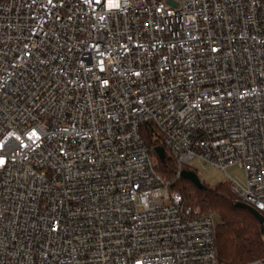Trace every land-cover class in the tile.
<instances>
[{
	"label": "built area",
	"instance_id": "1",
	"mask_svg": "<svg viewBox=\"0 0 264 264\" xmlns=\"http://www.w3.org/2000/svg\"><path fill=\"white\" fill-rule=\"evenodd\" d=\"M102 1L0 0V264H223L141 126L264 215V0Z\"/></svg>",
	"mask_w": 264,
	"mask_h": 264
},
{
	"label": "trees",
	"instance_id": "2",
	"mask_svg": "<svg viewBox=\"0 0 264 264\" xmlns=\"http://www.w3.org/2000/svg\"><path fill=\"white\" fill-rule=\"evenodd\" d=\"M141 126V133L148 149L156 159V168L171 190L183 194L186 204L198 205L206 212H216L218 222L215 232V246L220 263L240 264L264 257V234L262 223L249 209L237 206L236 194L228 182L219 181L214 185L203 181L199 188L189 179L176 176V162L169 156L161 160L156 148L164 146L159 133L157 136L148 127Z\"/></svg>",
	"mask_w": 264,
	"mask_h": 264
},
{
	"label": "rangeland",
	"instance_id": "3",
	"mask_svg": "<svg viewBox=\"0 0 264 264\" xmlns=\"http://www.w3.org/2000/svg\"><path fill=\"white\" fill-rule=\"evenodd\" d=\"M199 169L197 170V173L200 177V179L205 181L206 183H209L211 185H214L215 183L219 181H230L229 175L237 180L240 184L245 185L246 179H245V171L242 167H239L238 165H232L227 168V171L222 170L218 168L217 166L213 164H198ZM229 173V174H228Z\"/></svg>",
	"mask_w": 264,
	"mask_h": 264
},
{
	"label": "water",
	"instance_id": "4",
	"mask_svg": "<svg viewBox=\"0 0 264 264\" xmlns=\"http://www.w3.org/2000/svg\"><path fill=\"white\" fill-rule=\"evenodd\" d=\"M156 151H157V153H158V155H159V157H160L161 160H165L166 159V152H165V149H164L163 146H158L156 148ZM182 176L184 178L189 179L190 181H192L199 188H203L204 183L200 179V177H199V175H198L197 172H195L193 170H187V169H185V170L182 171ZM235 204L237 206H240V207L249 209L250 212L252 214H254L261 223L264 221V215L257 208H255L254 206H252V205H250V204H248L246 202L240 201V200H237L235 202ZM262 231H263V234H264V229Z\"/></svg>",
	"mask_w": 264,
	"mask_h": 264
},
{
	"label": "snow or ice",
	"instance_id": "5",
	"mask_svg": "<svg viewBox=\"0 0 264 264\" xmlns=\"http://www.w3.org/2000/svg\"><path fill=\"white\" fill-rule=\"evenodd\" d=\"M0 163H2V161H0ZM262 207H264V205H262Z\"/></svg>",
	"mask_w": 264,
	"mask_h": 264
},
{
	"label": "clouds",
	"instance_id": "6",
	"mask_svg": "<svg viewBox=\"0 0 264 264\" xmlns=\"http://www.w3.org/2000/svg\"><path fill=\"white\" fill-rule=\"evenodd\" d=\"M113 6H115V5H113Z\"/></svg>",
	"mask_w": 264,
	"mask_h": 264
}]
</instances>
